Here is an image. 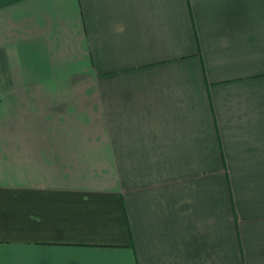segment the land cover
<instances>
[{
	"label": "crops",
	"instance_id": "crops-1",
	"mask_svg": "<svg viewBox=\"0 0 264 264\" xmlns=\"http://www.w3.org/2000/svg\"><path fill=\"white\" fill-rule=\"evenodd\" d=\"M0 264H264V0H0Z\"/></svg>",
	"mask_w": 264,
	"mask_h": 264
}]
</instances>
